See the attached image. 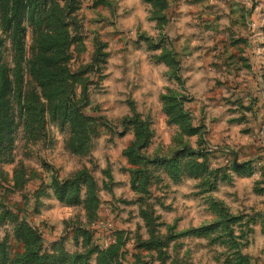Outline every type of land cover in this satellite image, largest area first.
Masks as SVG:
<instances>
[{"label": "rangeland", "instance_id": "obj_1", "mask_svg": "<svg viewBox=\"0 0 264 264\" xmlns=\"http://www.w3.org/2000/svg\"><path fill=\"white\" fill-rule=\"evenodd\" d=\"M12 3L0 264H264V0Z\"/></svg>", "mask_w": 264, "mask_h": 264}, {"label": "trees", "instance_id": "obj_2", "mask_svg": "<svg viewBox=\"0 0 264 264\" xmlns=\"http://www.w3.org/2000/svg\"><path fill=\"white\" fill-rule=\"evenodd\" d=\"M26 4L24 3V0H13L12 3V9H11V16L8 18V25L11 26V28L13 29L12 32V38H13V42L17 48V51H21L22 50V40L20 37L17 38L18 34L20 33V24L21 21L23 19V17L25 16V14L23 13V10L25 9ZM50 18L53 19V21L55 20L56 22H58L59 20L57 19V17H55L54 15L50 16ZM59 26H63L62 24H58ZM50 43L48 42L47 45H49ZM52 46L54 45V41L51 44ZM48 47V46H47ZM43 59H47V57H43ZM48 60V59H47ZM49 61V60H48ZM39 74H42V80L45 81H50L53 83L57 82V77L58 74L52 70H50L49 65H47L42 70H38ZM5 81V80H3Z\"/></svg>", "mask_w": 264, "mask_h": 264}]
</instances>
